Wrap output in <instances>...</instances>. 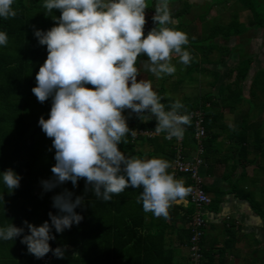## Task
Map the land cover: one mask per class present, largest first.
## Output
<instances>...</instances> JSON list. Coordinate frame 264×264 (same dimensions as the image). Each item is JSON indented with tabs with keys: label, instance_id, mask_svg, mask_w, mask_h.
<instances>
[{
	"label": "clouds",
	"instance_id": "1",
	"mask_svg": "<svg viewBox=\"0 0 264 264\" xmlns=\"http://www.w3.org/2000/svg\"><path fill=\"white\" fill-rule=\"evenodd\" d=\"M14 2L0 0V18L16 16ZM170 3L155 0L152 20L158 26L145 35L147 0H42L46 16L53 10L61 13L52 16L56 23L49 30H34L38 43L46 46L47 58L36 73L32 92L41 103L52 99L48 118L41 116L38 121L55 149L53 175L41 181L45 192L66 182L75 188L84 179L85 191L90 186L98 199L108 202L125 188H138L142 190L137 202L143 210L165 218L173 203L191 193L183 179L169 173L167 160L129 157L119 147L128 135H136L128 126L125 109L143 121L154 117V132L165 133L164 138L173 142L182 138L184 126L190 124V116L181 114L184 105L179 99L166 110L164 97L153 90L151 81L137 79L141 55L147 57L143 66L157 78L176 72L174 56L183 65L192 60L184 47L187 34L168 26L174 23ZM7 43V33L0 31V46ZM173 146L175 150L177 145ZM20 180L11 168L0 172V184L9 194L20 186ZM73 196L68 189L54 195L52 206L58 212H49V220L40 226L24 221L29 234L22 236L21 243L37 259L49 252L56 258L65 256L64 247L53 249L49 241L56 239L53 229L63 233L84 219L76 211L84 199ZM25 227L0 226V240H15Z\"/></svg>",
	"mask_w": 264,
	"mask_h": 264
},
{
	"label": "trees",
	"instance_id": "2",
	"mask_svg": "<svg viewBox=\"0 0 264 264\" xmlns=\"http://www.w3.org/2000/svg\"><path fill=\"white\" fill-rule=\"evenodd\" d=\"M147 1H152L154 6H149L145 12H155V0ZM239 1L245 9L252 12V24L255 27L264 28L263 12L260 7L264 0ZM13 8L17 13L15 17L0 18V31H4L8 35L7 45L0 46V172L11 168L21 176V180L20 186L12 194H9L0 184V226L13 223L17 227H25L24 221L40 226L49 220V212L57 214L58 210L52 206V197L64 189L74 193L73 199L75 196L83 197L84 203L76 211L82 214L84 219L79 225H73L63 233H55L53 229L56 239L49 241L50 246L53 249L64 247L66 253L63 258H56L52 252L39 259L30 254L27 246L21 243L22 236L29 234L25 227V232L15 240H0V264H183L178 258L179 246H184L189 250L187 260L191 259L192 261L190 248L195 243L192 242L191 223L194 205L191 202L186 207L176 205L175 209L169 210L167 218L163 217L160 221L155 220L148 225L146 223L148 212L143 210L142 203L137 202V197L142 189L125 188L123 192L113 194L112 199L108 202L98 199L92 193L90 186L89 190L85 191L84 179H80L75 188L71 182H66L52 191L45 192L42 187L41 192H37L41 181L52 177L50 169L56 161L54 160L55 149L52 148V139L46 136L38 124L41 116L45 119L48 118L52 99L50 97L41 103L32 92V88L36 86V73L47 58L46 46L38 43V39L34 36V30H49L56 23L52 16L59 17L61 13L59 10H53L46 16L42 0H15ZM180 14L181 12L177 16ZM157 26L153 20L147 29L144 26L145 35ZM168 26L172 27L173 25ZM185 33L188 41L191 40V46L190 44L184 46L186 50L191 55L201 54L202 57H205L206 63H210L212 62L210 59L212 53L217 52L221 61L228 55V49L219 47L216 43L213 44V40L220 35L227 38L244 32L230 30L227 25H215L211 27L210 33L206 37L211 45L207 48L198 47V50L193 47L194 43L192 44L195 40L189 36L188 32ZM146 60L147 57L144 55L137 58L138 71ZM250 63L247 59L243 60L231 71L230 75L234 71L236 72V79L219 86V97L210 90L197 96H186L184 100H181L184 105V108L180 110L181 114L190 116V124L184 127L193 132L195 119L191 117V114L197 110L203 113V126L206 131H210L223 122L226 108L236 111L245 100L241 84L248 76ZM203 68H205L203 65L199 66L192 62L188 74H192L194 71L203 72L201 71ZM207 72L213 73L210 69ZM263 73L264 69L260 70L253 81L251 92L254 97L257 96L256 89L263 88L257 85L263 84L264 86ZM217 84L218 81L209 83L211 88L216 87ZM87 87L91 88L92 86L87 85ZM164 94V89L159 92V95L164 97L162 102L167 110L170 103L176 99L166 97ZM123 114L128 118L129 128L135 130L136 135L135 137L128 135L126 142L120 144V150L129 157H142L144 153L137 150V145L139 141L147 138L150 141L154 140L148 137V134L154 132L157 121L154 117L143 121L138 114L132 113L129 109H125ZM238 119L242 122L241 133L243 136L239 142L242 144L241 149L244 155L241 162L245 166L252 165L255 160H249L248 154L251 151H263L262 130L257 129L254 123L248 121V117L238 114ZM249 126L253 127L249 128ZM253 128L254 131L250 135V130ZM184 135L186 137V134ZM216 137L213 134L210 138L205 137L203 141L205 161L208 159L209 148L216 142ZM164 140L168 148L166 155L174 158V142L168 139ZM192 142L196 148V141H193V138ZM185 143H187L185 146L188 151L191 142L185 141ZM187 178L185 186L191 187L192 180ZM203 188L209 193L205 184H203ZM214 193L215 196L207 208L209 211L218 212L224 193L219 190ZM217 195H219L218 198ZM239 198L246 199L247 196L241 194ZM250 201L256 202L253 198H250ZM256 203L258 204V202ZM179 210L184 211V217L188 218L190 226L176 228L181 233L176 241L172 237L166 239L165 229L169 227L171 230ZM255 212L257 211L255 210ZM258 215L261 217L260 214ZM230 227L232 230L227 227L226 231L233 234L222 244L218 243L214 237L212 244L204 230V235L199 241L202 257L198 264L227 263L228 255L233 252L236 246V225L232 224Z\"/></svg>",
	"mask_w": 264,
	"mask_h": 264
},
{
	"label": "crops",
	"instance_id": "3",
	"mask_svg": "<svg viewBox=\"0 0 264 264\" xmlns=\"http://www.w3.org/2000/svg\"><path fill=\"white\" fill-rule=\"evenodd\" d=\"M206 1L209 0H191V2L193 3L192 10H194L196 6V12H193V14L195 13L196 15H201L203 13H206L205 10L202 8V4L205 3ZM234 3L238 4V1L233 0L232 5ZM240 4L242 5V3ZM213 7L214 6H211L208 9L207 14H205L204 20H206V17L207 18L209 17L208 21H210V16H211V19L213 20L215 19V23L213 24V26L222 25L221 20L223 19L221 17L226 15L224 14L221 17H218L217 8H213ZM170 10H171L172 19L174 21V23L171 25H173L172 27H176L177 24L180 22L179 17L180 16L183 17L181 14L177 16V14L179 12L182 13L183 10V5L181 3V0H171ZM223 12L224 11L221 10V13ZM251 19H253L252 12H251ZM210 29L206 37H208L210 33ZM256 31H258V29L247 32L249 33V35L247 36H245L247 33L244 32L242 35H235L227 38L219 36L214 40L219 47H225L228 49V55L224 58L223 61H221V58H217V59H213V61L209 63V66L210 65L213 66V69L209 68L210 71H213V73L209 72L207 73V76L212 77L213 74H217L218 76L220 75V77L217 78L218 84L216 87H214L217 89V91H214V88L213 90H211L217 97L220 96L219 86L222 83H226V82L229 83L234 81L236 79V72L234 71V73L230 75L231 71H233V69L237 65H239L241 61L247 59L244 58L246 57L247 54L244 55L243 58L242 57L240 58L238 55L232 53L233 50L236 49V52L239 53L241 44L242 42L245 41V38L247 40V44L248 41L250 42L251 40L253 41L254 44V35L251 32L255 33ZM259 51L262 50L257 48L255 51L257 55L255 57L250 55V57H252L251 60L247 59L251 62L250 63L251 66L247 78H245L241 84L243 88V94L245 100L242 102V104L239 105L236 111H231L228 108H226L223 122H221L219 125H216V127L212 128L210 131H207V138H210L211 135L213 134L216 135L217 137L214 146L212 145V147L209 148L208 150V159L205 161V164L201 170L204 184L205 186L208 187L209 195L211 196V198L215 196L214 192L217 190L222 191L224 193L222 203L218 209V212L209 211V209L207 208L208 206L205 208V217L207 219V226L205 232L206 235L208 234L209 241L213 244V237H214L218 243L222 244L224 240H228L230 236H232L233 234L226 231L227 227L232 230L230 225L232 224L236 225L235 228L237 231V233H235L236 247L233 249V252L227 257V262H229V264H234L239 257L247 256L251 250L254 251L253 254H257L258 251L264 252V223L261 217L255 212V210L251 209L250 203L246 199L239 198L238 197L239 195L236 197L237 192L233 190L234 179L238 178L241 175H246V173H249L250 175L255 174L256 166H259V164H257L254 155L255 154L261 155L263 153L262 150L250 152L248 154V159L249 160L254 159L255 162L252 165H248V166L242 164L241 161L243 160L241 158H243L244 155L242 153L243 150L241 149L242 144L239 143L240 140L243 139L241 133L242 122L239 121V119L237 120V115L240 114L244 117H248V121L255 124L254 119L251 116L252 111H249L248 109L249 107L247 106L248 103L247 101L259 99L258 94L260 91L258 93L256 92L257 94L256 97H254L251 92L254 79L258 75V72L264 69V59L263 62L262 60L259 59L258 56ZM191 56L195 57L196 54H192ZM210 57H212V54ZM216 67L218 68L215 69ZM144 72L147 73L148 71L145 70ZM222 78L224 81H222ZM152 80L154 81V77H151V81ZM159 89L158 87L156 89L153 88V90L156 92ZM161 90H163V88L160 89L159 92ZM218 99L220 100L221 97ZM261 111L262 109L259 108L258 113H261ZM250 127L253 126H249V128ZM184 129H185L184 134H186V137L183 134L181 139L177 140L176 138H173V140L176 145L181 144L182 147L184 148L183 154L190 157L194 155V148H195L192 142L193 132L189 131L185 127ZM253 131L254 128L250 130V135L253 133ZM163 134H164L163 132L160 134H156L155 132H153L150 135H148V137L154 139L153 141H150L149 138L139 141L137 145V150L140 153H144V155L139 158H148V157L157 156L158 158L167 160L171 165L170 168L168 169L169 173L173 174L174 177L177 179H183L186 184L188 178L186 176L175 173V171L173 170V166H174L172 160L173 158H171V156L166 155L168 148H167V143L164 140L165 135ZM262 134L264 136V131L262 132ZM185 141H189V143L191 142L188 146V151L185 146L187 144L185 143ZM224 190H227V192H225ZM189 203H190L189 197L186 196L183 200H179L173 203L172 204L173 206H171L169 210L172 209V207L173 209H175L176 205L186 207L189 205ZM170 215H171V211H170ZM162 218L163 217H156L151 212H148L146 223L149 225L155 220L160 221V219ZM172 226L173 227L171 228V230L169 227H166L165 229L166 239L172 237L173 240L176 241L179 238L178 236L181 234L180 231L177 229L190 226V222L188 221V218L184 217L183 210H179V213L174 218V224H172ZM179 248H180V254L178 255V258H181L182 260H187L189 256V250L184 246H179ZM244 251H247L246 252L247 255L242 254ZM257 262L259 264H263V262L259 261V259L257 260Z\"/></svg>",
	"mask_w": 264,
	"mask_h": 264
},
{
	"label": "rangeland",
	"instance_id": "4",
	"mask_svg": "<svg viewBox=\"0 0 264 264\" xmlns=\"http://www.w3.org/2000/svg\"><path fill=\"white\" fill-rule=\"evenodd\" d=\"M234 1H238V4L234 3L232 5L233 0L206 1L205 3L202 4V8L205 10L206 13H203L201 15H196L195 13L193 14V12H196V6H195V9L192 10L193 3L191 2V0H181V3L183 5V10H182L181 15L183 17L181 16L179 17L180 22L177 24V27H178L177 29L182 30L184 33L185 32L189 33V36H191L195 40V42H192V44L194 43L193 47L196 50H198L201 47L207 48L209 45H211V42H209L206 39V36L208 34L210 27H212L213 24L215 23V19L214 20L211 19V16H210V21H208L209 17L208 18L206 17V20H204V17H205V14H207L208 9L211 6H214L213 8H217L218 10V14H217L218 17H221L224 14L226 15V16L221 17L223 19L221 21H222V25L228 26V29L241 30L245 33L250 32L251 30L258 29V31H256L255 33L251 32L254 35V44L252 40L250 42L248 41V44H247V40L245 38V41L242 42L241 44L240 52L239 53L236 52V49H235L233 50L232 53L235 55H238L240 58L241 57L243 58L244 55L247 54L246 57L244 58L251 60L252 57H250V55L255 57L257 55L255 51L257 48H259L262 51L258 52V56H259V59L262 60L263 62V59H264V28L259 27V26L255 27L252 24L251 12L242 7V5L240 4L241 1L239 0H234ZM147 2H148V7L154 6V3L152 1H147ZM260 7H261V11L263 12L262 15L264 19V1L260 4ZM221 10H223L224 12L221 13ZM201 21H202V24H201ZM247 35H249V33H247L245 36ZM220 36L225 37L224 35H220ZM214 43L215 41L213 40V44ZM255 43H256V46H255ZM188 44H190L191 46L190 39L188 41ZM219 56L220 55L217 52H215L214 54L212 53V57L210 58L213 61V59H217L219 58ZM201 57H202L201 54H197V56L195 57L192 56V60L188 65H183L179 63L178 57H173L172 63L175 65L177 69L176 72L172 75H164L162 78H157L154 74L150 72L145 73L144 71L147 69L142 65L139 68L140 75H138L137 79L138 80L147 79L151 81V77H154V81L153 80L151 81L153 88L155 89L157 87L158 89L163 88L166 91L164 94L166 95V97H173L176 100L179 99L180 101L184 100L186 96H192V95L197 96L200 94H204L207 91L213 90V88L211 89L209 83L216 82L217 78L220 77V75L218 76L217 74H213L212 77L207 76V73H209L207 72L208 69L209 68L213 69V66L211 65L209 66V63L208 64L206 63V59L204 56L202 58ZM192 62L197 63L199 66H201V64H204L203 66L205 68L201 69V71H203L201 72V74L199 71H194L192 72V74H188ZM217 68L218 67H216L215 69ZM210 78H213V79H210ZM222 81H224L223 78H222ZM257 86L263 87L262 89H256L257 93L260 91L258 94L259 99L248 100L247 106L249 107L248 108L249 111H252L251 116L254 119L256 128L257 129L259 128L263 132L264 131V113L262 112H264V91H263L264 86L263 84H258ZM159 90L157 91V93L159 92ZM214 91H217V89L214 88ZM259 108L262 109L261 113H258ZM262 148H263V153L261 155L260 154L254 155V158L256 159L257 164H259V166H256L255 174L250 175L249 173H246V175H241L238 178L234 179L233 180V183H234L233 190L236 191L239 196L241 194L247 196L246 199L250 203L251 209L256 210L258 212L256 213L261 215L262 217L261 219L264 223V146ZM153 157H157V156H153ZM148 158H152V157H148ZM41 190H42V185L37 187V192H41ZM224 191L227 192V190H224ZM216 197L218 198L219 195H217ZM250 198H253L254 201L258 202V204L256 202L254 203L253 201L251 202ZM258 209L260 210V212ZM247 251H244L242 254L247 255L246 254ZM253 252L254 251L251 250L247 256L239 257L235 261L234 264H259L257 262L258 259L264 264V252L258 251L257 254H253ZM178 254H180V252ZM179 259L181 260V262H183V264H190L192 262L191 259L190 260H182L181 258ZM227 264H229V262H227Z\"/></svg>",
	"mask_w": 264,
	"mask_h": 264
},
{
	"label": "built area",
	"instance_id": "5",
	"mask_svg": "<svg viewBox=\"0 0 264 264\" xmlns=\"http://www.w3.org/2000/svg\"><path fill=\"white\" fill-rule=\"evenodd\" d=\"M191 117L195 119L194 139L196 148L194 155L190 157L184 155L182 145L177 144L173 158V169L177 174L184 175L192 180V191L189 195V201L194 205L191 225L193 231L192 242L195 244L190 248V251L193 264H198L202 257L199 241L204 235V230L207 226L205 208L211 204L212 198L203 188L204 180L201 171L205 164L203 141L206 137V129L203 126V113L195 111L191 114Z\"/></svg>",
	"mask_w": 264,
	"mask_h": 264
},
{
	"label": "bare ground",
	"instance_id": "6",
	"mask_svg": "<svg viewBox=\"0 0 264 264\" xmlns=\"http://www.w3.org/2000/svg\"><path fill=\"white\" fill-rule=\"evenodd\" d=\"M155 15V12L150 11V12H145V19H146V23H145V29H147L150 25H151V21H152V17Z\"/></svg>",
	"mask_w": 264,
	"mask_h": 264
}]
</instances>
